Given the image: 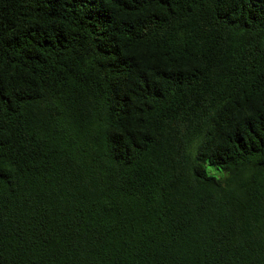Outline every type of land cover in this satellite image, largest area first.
<instances>
[{
    "label": "trees",
    "instance_id": "trees-1",
    "mask_svg": "<svg viewBox=\"0 0 264 264\" xmlns=\"http://www.w3.org/2000/svg\"><path fill=\"white\" fill-rule=\"evenodd\" d=\"M0 264H264V0H0Z\"/></svg>",
    "mask_w": 264,
    "mask_h": 264
}]
</instances>
